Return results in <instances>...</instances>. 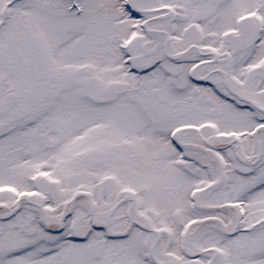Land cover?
I'll use <instances>...</instances> for the list:
<instances>
[{"label": "snow or ice", "instance_id": "obj_1", "mask_svg": "<svg viewBox=\"0 0 264 264\" xmlns=\"http://www.w3.org/2000/svg\"><path fill=\"white\" fill-rule=\"evenodd\" d=\"M0 264H264V0H0Z\"/></svg>", "mask_w": 264, "mask_h": 264}]
</instances>
